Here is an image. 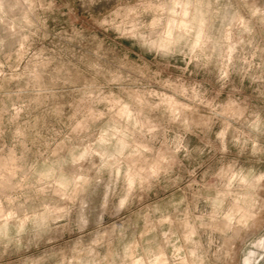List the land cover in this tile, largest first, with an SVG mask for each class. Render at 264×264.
<instances>
[{
	"label": "clouds",
	"instance_id": "clouds-1",
	"mask_svg": "<svg viewBox=\"0 0 264 264\" xmlns=\"http://www.w3.org/2000/svg\"><path fill=\"white\" fill-rule=\"evenodd\" d=\"M0 264H264V0H0Z\"/></svg>",
	"mask_w": 264,
	"mask_h": 264
}]
</instances>
